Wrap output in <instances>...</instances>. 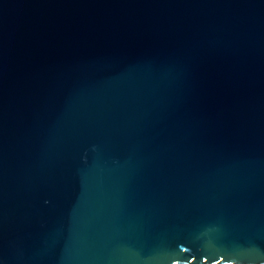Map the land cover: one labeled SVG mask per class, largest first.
<instances>
[{
    "label": "water",
    "instance_id": "1",
    "mask_svg": "<svg viewBox=\"0 0 264 264\" xmlns=\"http://www.w3.org/2000/svg\"><path fill=\"white\" fill-rule=\"evenodd\" d=\"M0 264H264V0H0Z\"/></svg>",
    "mask_w": 264,
    "mask_h": 264
}]
</instances>
